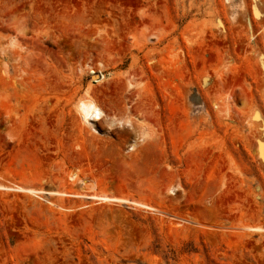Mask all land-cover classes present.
I'll return each mask as SVG.
<instances>
[{"label": "rangeland", "instance_id": "1", "mask_svg": "<svg viewBox=\"0 0 264 264\" xmlns=\"http://www.w3.org/2000/svg\"><path fill=\"white\" fill-rule=\"evenodd\" d=\"M248 227L264 0H0V264H264Z\"/></svg>", "mask_w": 264, "mask_h": 264}, {"label": "bare ground", "instance_id": "2", "mask_svg": "<svg viewBox=\"0 0 264 264\" xmlns=\"http://www.w3.org/2000/svg\"><path fill=\"white\" fill-rule=\"evenodd\" d=\"M77 110L79 112V116H80V121L82 123L85 124H92V121H95L97 119L98 116L101 115V108L99 107V105L91 98H81L78 103H77ZM77 176V172H74L72 174H70V178L74 179ZM5 188H10V189H18V190H24V191H37L35 189L32 188H24L21 186H17L16 188H12V187H6ZM40 191H44V190H40ZM51 194H59V195H73V196H88L91 197L95 200L98 201H119V202H126L128 201L127 199H123V198H118V197H112V196H107L106 194H101V193H88V194H82L80 192H75V193H67V192H61V191H51ZM137 204L146 206L148 208H153L152 206L148 205V204H143V203H138ZM248 229L250 230H264V228L262 227H248Z\"/></svg>", "mask_w": 264, "mask_h": 264}]
</instances>
